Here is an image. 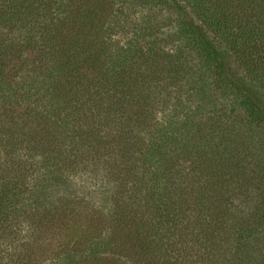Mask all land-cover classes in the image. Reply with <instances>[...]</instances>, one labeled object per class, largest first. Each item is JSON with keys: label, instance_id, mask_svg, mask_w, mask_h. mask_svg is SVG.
I'll return each mask as SVG.
<instances>
[{"label": "trees", "instance_id": "1", "mask_svg": "<svg viewBox=\"0 0 264 264\" xmlns=\"http://www.w3.org/2000/svg\"><path fill=\"white\" fill-rule=\"evenodd\" d=\"M1 245L264 264V0H0Z\"/></svg>", "mask_w": 264, "mask_h": 264}, {"label": "rangeland", "instance_id": "2", "mask_svg": "<svg viewBox=\"0 0 264 264\" xmlns=\"http://www.w3.org/2000/svg\"><path fill=\"white\" fill-rule=\"evenodd\" d=\"M29 56V55H28ZM31 57V56H30ZM19 64V63H18ZM13 75H16L17 73V70H12L11 71ZM73 188H75V190L77 191H81V192H84V193H87L88 191H92V188L88 187V186H83L82 183L78 184V185H74ZM73 188H71L73 190ZM0 250H2V253L3 254V257L4 259L6 258V251L9 252L10 250H15V248H8L6 247L5 245H1L0 246ZM22 249L21 247L18 248V250Z\"/></svg>", "mask_w": 264, "mask_h": 264}]
</instances>
